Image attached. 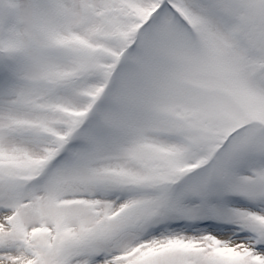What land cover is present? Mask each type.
<instances>
[{"label":"snow or ice","instance_id":"6c2138e0","mask_svg":"<svg viewBox=\"0 0 264 264\" xmlns=\"http://www.w3.org/2000/svg\"><path fill=\"white\" fill-rule=\"evenodd\" d=\"M0 264H264V0H0Z\"/></svg>","mask_w":264,"mask_h":264}]
</instances>
